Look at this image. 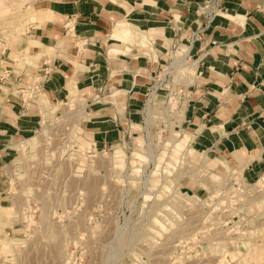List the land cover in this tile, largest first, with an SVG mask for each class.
Returning <instances> with one entry per match:
<instances>
[{
    "label": "crops",
    "instance_id": "0c3cea01",
    "mask_svg": "<svg viewBox=\"0 0 264 264\" xmlns=\"http://www.w3.org/2000/svg\"><path fill=\"white\" fill-rule=\"evenodd\" d=\"M205 2L35 0L47 15L27 22L23 34L9 27L0 37L6 45L0 50V200L15 144L38 127L40 95L23 100L31 81H39L52 105L71 92L84 98L83 130L104 148L143 131L147 95L175 48H191L194 58V78L181 85L183 136L195 150L223 159L228 168L210 163L221 174L238 168L248 180L263 174L264 0H223L209 24L201 13ZM116 26L132 29L139 40L112 38Z\"/></svg>",
    "mask_w": 264,
    "mask_h": 264
},
{
    "label": "rangeland",
    "instance_id": "374dc122",
    "mask_svg": "<svg viewBox=\"0 0 264 264\" xmlns=\"http://www.w3.org/2000/svg\"><path fill=\"white\" fill-rule=\"evenodd\" d=\"M34 1L0 0V20H5L0 21V37L7 35L9 27H14L13 35L16 27L25 30L31 20L23 22L26 12H22ZM0 46L6 45L0 40ZM187 72L171 74V86L157 93L151 122H145L143 131L135 135L143 142L131 137L118 149L91 148L83 123L78 133L75 127L70 132L66 124L54 125L47 142L40 143L38 136L28 138L29 144L20 151L35 149L26 163L17 155L5 167L0 264H264L260 231L264 203L259 206L261 212L247 207L239 214L231 210L230 200L223 199L225 212L216 214L204 206L203 199L227 173L216 169L221 179L211 183L208 178L214 171L202 165V156L197 152L185 156L191 149L189 140L178 146L182 150L178 153L167 145L182 127L176 118L183 103L174 93L192 82ZM75 95L73 102L62 107L63 113L75 115L74 103L86 104ZM169 97L177 102L169 104ZM42 111L46 112L45 135V118L53 110ZM174 125L180 126L176 132ZM137 149L142 156L136 155ZM122 152L121 166L116 154ZM157 218L164 229L156 228Z\"/></svg>",
    "mask_w": 264,
    "mask_h": 264
},
{
    "label": "built area",
    "instance_id": "2783aa9c",
    "mask_svg": "<svg viewBox=\"0 0 264 264\" xmlns=\"http://www.w3.org/2000/svg\"><path fill=\"white\" fill-rule=\"evenodd\" d=\"M223 0H206L204 6H202L201 8V13L204 14L206 16V20L207 23L209 24L213 18L217 15L218 12L221 11V4H222ZM204 30V29H203ZM203 30H198L195 33H192L191 38L189 39V44L192 46L194 44L195 41H197ZM186 59H189L190 53L188 55H186ZM171 63V61H170ZM170 63L169 65L166 67V72H159L156 76H155V83L153 85V87L150 89L147 98H146V107H145V122H146V115H147V105L148 103L151 101V97L152 94H156V97L153 99L152 104H154V102L156 103V99H157V93L159 92V90H162L165 87H169L171 86L168 83V78H170L171 73L169 72V67H170ZM4 80V77L0 75V81ZM170 89V88H168ZM170 95L172 94V91H169ZM37 93H41V89H40V85H39V81L35 80V81H31V83L29 84V86L27 88H25V92L23 94L24 96V101L25 102H29L35 99V95ZM175 96H177V98L179 100H183L184 97V92H183V88H180L178 93H174ZM172 98L169 97V104L171 103ZM68 101V100H67ZM85 107V116H86V110L88 107ZM38 106V111H39V122H38V127L34 130L32 136L34 137H40V143L42 142H47L48 139H50V131L51 129L54 127V125H62L66 127L69 126V131L72 132L73 128L77 130L78 133V128L80 127V125L84 122L85 118L79 114H75V115H71L72 111H68L67 113H63L62 108H59L57 111L55 112H50L49 114H47L46 117V125L48 126V130L46 132V134H43V129H44V115L45 113L42 111L41 106L37 103ZM60 111V112H59ZM46 116V115H45ZM31 136V137H32ZM29 137V138H31ZM28 138L22 139L20 141H18L15 144V153L16 156H20V161L22 160L23 162L26 163V161L28 160L29 154H30V150H34L31 149V147H28V149L26 150V152H21L19 150L20 146L23 144L24 141H26ZM121 142H125V141H121ZM121 142L117 143L120 144ZM39 143V144H40ZM38 145V144H37ZM116 145V144H115ZM115 145L112 146H104L103 150L105 151L106 148L108 147H113ZM36 147V146H35ZM91 148H96L98 149V147L96 145H94L93 143H91ZM12 162V161H11ZM10 162V163H11ZM9 165V164H8ZM16 168V167H15ZM236 177H231L230 175H228L226 178L227 179V183L223 186L220 187V189L218 190V192L211 194L209 191L206 193V198H204L203 200H205V207H208V209H211L213 212L217 213H223L225 212L224 210V203L222 202L223 199L226 200H230V203H232L231 206V210L233 212L236 213H241L242 210H244L246 207V200L249 199L250 201L258 198V197H264V173L261 174L258 177H255L252 180H248L245 176L244 173H237L235 174ZM242 199H245L244 201ZM248 206V205H247ZM249 207V206H248ZM252 211H255V209H258V212H261V210L259 209V205L257 204L256 201H253L250 204L249 207ZM264 217V215H262ZM240 220H238L239 222Z\"/></svg>",
    "mask_w": 264,
    "mask_h": 264
},
{
    "label": "bare ground",
    "instance_id": "6f19581e",
    "mask_svg": "<svg viewBox=\"0 0 264 264\" xmlns=\"http://www.w3.org/2000/svg\"><path fill=\"white\" fill-rule=\"evenodd\" d=\"M30 3V2H29ZM32 4H31V7H30V9H27V10H25V11H23L22 13H25L26 12V15L25 16H23L22 17V21L24 22V20H26V19H30V20H36L37 18H39V17H41L42 15H47L46 13H44V11H41V10H37V9H35L33 6V3L34 2H31ZM6 8H8V6L6 7ZM21 13V12H20ZM21 13V14H22ZM12 14V13H11ZM10 14V15H11ZM18 14V13H17ZM4 16V15H3ZM21 16V15H20ZM19 16V17H20ZM11 19V18H13V16H8V17H6V19ZM3 19V18H2ZM1 19V20H2ZM4 19H5V17H4ZM0 20V21H1ZM5 21V20H4ZM3 21V22H4ZM2 22V21H1ZM1 22H0V24H1ZM3 22H2V24H3ZM115 30V32H114V34H112V38H114V39H117V40H121V41H123V42H125V43H128V42H130V43H134L136 40H139L138 39V35L132 30V29H130V28H127V27H124V26H116V28L114 29ZM23 31V29H21V28H19V27H16V33H15V36H17L19 33H21ZM21 34H23V33H21ZM116 40V41H117ZM146 37L145 36H142V41H141V43L143 44V45H145L146 44ZM149 44V43H148ZM142 45V46H143ZM3 48H5V47H2V46H0V50H1V52H3L2 51V49ZM178 48H176V50H177ZM187 50H189L188 51V53H186V52H182V51H179V50H177V51H175V52H173V54H172V59H171V63H170V67H169V72L171 73V74H174L177 70H184L185 72H187L188 73V75H190V78H191V80L194 78V67H193V62H191V63H189V61H188V59H186V55H188L191 51V48H186V51ZM28 61V60H27ZM175 75H177V74H175ZM72 83V82H71ZM188 83V82H187ZM183 85V84H182ZM184 86V85H183ZM70 87H71V84H70ZM69 88V87H68ZM5 89V88H4ZM71 89V88H70ZM3 90V89H2ZM5 91V90H4ZM70 94V96H69V98H68V101H65V102H60L59 103V105H52V104H50L49 102H47V100H46V98L44 97V95L42 96V104H41V108L43 109V110H45L46 108H48V109H51V110H53V112H55V111H57L59 108H62V107H64L65 106V104L66 103H71V102H73V100H74V98H76V95H75V92H71V93H69ZM38 95H40V93H37L36 95H35V100H37V98H38ZM156 97V94L154 93V94H152V97H151V101L148 103V107H147V115H146V123H150L151 122V120H152V115H153V113H154V108H153V106L155 105V102H154V104H152V101H153V99ZM173 100H174V102H173ZM172 102H173V104H175L176 102H177V100H176V97H173L172 98ZM171 102V103H172ZM39 104V105H40ZM79 106H80V108H79ZM68 107V106H67ZM84 107H85V105H83V103H74V108H75V114L77 115V114H79V115H81V116H83L84 118H85V116L83 115V113H84ZM171 107H175V106H172V104H171ZM70 108H72V107H70ZM68 109V108H67ZM47 111V110H46ZM44 113H46V112H44ZM45 116V115H44ZM176 119H178L179 120V124H181L182 123V121H183V110L181 111V113H178V117L176 118ZM45 120H46V118H45ZM178 124V125H179ZM178 125H174V128H175V132H176V127H178ZM149 126V125H148ZM180 127V126H179ZM178 127V128H179ZM146 129V131L149 133V128L147 127V128H145ZM44 130V129H43ZM178 133V135H174L173 136V139L172 140H169V142L167 143V145L168 146H171V148H172V150L176 153L177 151L178 152H182V150H180L179 148H178V146L180 145V144H183V143H185V144H187V140H189L190 141V139H189V137H187L186 135L185 136H183V134H182V131H181V129L180 130H178L177 131ZM201 137V136H200ZM135 139V141L136 142H138L137 140H140V141H142L143 142V139L140 137H135L134 138ZM187 139V140H186ZM186 140V141H185ZM29 141H30V139H27L26 141H24L23 142V144L20 146V148H22L23 150L26 148V146L29 144ZM126 142V141H125ZM238 143V142H237ZM188 145H190V142L188 143ZM237 145V144H236ZM116 146V149H118V148H120V145L119 144H116L115 145ZM186 146V145H185ZM20 148H19V150H20ZM190 148L191 149H188L189 151H187V153H186V157H188V156H190V154L192 153V152H197V153H199V155L200 156H202V158H201V161H202V165H207V166H209L210 165V163H211V161H217V162H219V163H221L223 166H225L226 168H228L227 167V164L223 161V159H221V158H219V157H216V158H214V156H212V155H210L208 152H199V151H197V150H195L194 149V147L192 146V145H190ZM136 150V149H135ZM87 151V150H86ZM89 151V150H88ZM93 151H91V153H92ZM177 152V153H178ZM89 153H90V151H89ZM86 155H88V154H86ZM124 155H125V153H118V154H116V157H117V159H116V161H118L119 162V164L122 166V163H123V161L125 160V158H124ZM136 155L137 156H142L140 153H139V150L137 149V152H136ZM181 155V154H180ZM180 155H178V157L180 156ZM193 161V160H192ZM230 165V164H229ZM206 166V167H207ZM225 168V169H226ZM224 169V168H223ZM197 170V169H196ZM213 171L214 172H212L211 173V175L209 176V178L208 179H210V181H211V183H214V184H217V182L221 179V175L220 174H218V172L216 171V168H213ZM199 172V171H198ZM238 173V171H236V170H231V169H229L228 170V175H230V178L231 177H236L235 176V174H237ZM243 173V172H242ZM181 177V176H180ZM197 177V176H196ZM227 179L228 178H226V177H223V179H222V183L220 184V183H218L214 188H212L211 190H209V192L211 193V194H213V193H216V192H218V190L220 189V187L221 186H223V185H225L227 182ZM195 180V179H194ZM204 183V182H203ZM204 186H205V188L206 189H210V186L208 185V184H203ZM165 188V187H164ZM163 188V189H164ZM168 191V190H167ZM166 191V192H167ZM175 194H177V191H176V193ZM183 196H189L188 195V193H185V194H182ZM189 198V197H188ZM193 198V197H192ZM196 198V197H195ZM186 199V198H185ZM188 200H190L191 202L193 201V199L191 200V198H189ZM243 201L245 200V199H242ZM264 197H258V198H255V199H253V200H249V199H247L246 200V204L250 207V204L253 202V201H256L257 202V204L260 206V207H263V203H264ZM205 201V200H204ZM16 203V202H15ZM187 203V202H186ZM196 203V202H195ZM203 203V202H202ZM192 204V203H191ZM191 204L189 205V206H191ZM193 205H194V201H193ZM246 205V207H248ZM11 206V205H10ZM14 207H15V204L13 205ZM188 206V205H187ZM7 209V208H6ZM12 208L10 207V210H11ZM4 210V209H3ZM13 214V213H12ZM261 214L262 215H264V211H262L261 212ZM5 217V216H4ZM8 217V216H7ZM155 225H156V228H158V230L160 229V230H162V229H164L165 228V225H164V223L163 222H161L160 221V219H155ZM257 230V229H256ZM259 230V229H258ZM255 231V230H254ZM261 231V233L262 234H264V228L263 229H261L260 230ZM251 234V233H250ZM255 234H256V232H255ZM6 245V244H5ZM4 247V246H3ZM6 247V246H5ZM224 261V260H223Z\"/></svg>",
    "mask_w": 264,
    "mask_h": 264
}]
</instances>
